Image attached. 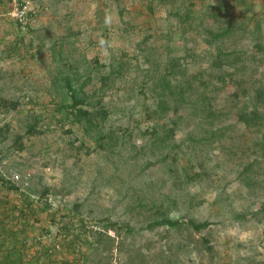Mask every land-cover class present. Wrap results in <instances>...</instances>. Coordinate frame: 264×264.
Instances as JSON below:
<instances>
[{
	"label": "rangeland",
	"instance_id": "rangeland-1",
	"mask_svg": "<svg viewBox=\"0 0 264 264\" xmlns=\"http://www.w3.org/2000/svg\"><path fill=\"white\" fill-rule=\"evenodd\" d=\"M23 1L25 27L0 0V198L36 201L24 264H264V0ZM65 77L90 120L56 110Z\"/></svg>",
	"mask_w": 264,
	"mask_h": 264
},
{
	"label": "trees",
	"instance_id": "trees-1",
	"mask_svg": "<svg viewBox=\"0 0 264 264\" xmlns=\"http://www.w3.org/2000/svg\"><path fill=\"white\" fill-rule=\"evenodd\" d=\"M222 34L223 33L217 34L216 36H223ZM23 38L24 37H21L20 41L23 42ZM225 57H228V54H224L222 52L218 53L217 59L219 60V66L222 65ZM65 81V85L70 93L72 101L70 104L57 106L56 110L62 115H67L69 114V112H72L78 122L90 120L92 114L85 107L87 105L86 98L84 97V95L78 92L69 77H65ZM254 119H261L259 113L245 116L243 118V121L247 122V124H250V122ZM36 124H33L29 128V134H33L35 132V129L37 128ZM9 188L20 192L22 202L17 205H11L7 200L0 198V205H3V210L5 211L4 217L0 216V264H24L25 259L23 257V253L25 251L24 248H27V240L21 241L18 228L16 229V224H19L20 222H30V220H32L36 216L38 209L37 205L35 204L36 201L31 195L23 193L14 184H11ZM47 194L48 192H43L41 194V197L46 198ZM49 209L50 205L46 203L44 210L48 211ZM261 212H264V210ZM185 225L191 227L195 232H200L208 228L210 226V223L206 222L201 224H194L188 223L187 221L181 219L162 218L150 225V228L167 226L172 229H181ZM112 226L116 228L117 224L114 223ZM64 231V236L70 237L72 239L70 242L72 247H81L84 241L83 238L86 237V235L89 233L88 226L83 223L78 225L77 227H65ZM49 252V250L44 249L40 255H35L33 257L35 259V263L39 264L42 258H46L49 255ZM81 260L82 258L78 259L76 262H79ZM48 264L51 263L49 262ZM54 264H74V260L63 259Z\"/></svg>",
	"mask_w": 264,
	"mask_h": 264
},
{
	"label": "built area",
	"instance_id": "built-area-1",
	"mask_svg": "<svg viewBox=\"0 0 264 264\" xmlns=\"http://www.w3.org/2000/svg\"><path fill=\"white\" fill-rule=\"evenodd\" d=\"M14 6L15 16L18 19V24L22 27L27 26L30 23L32 16L36 13H32L33 10L29 8V2L23 0H11Z\"/></svg>",
	"mask_w": 264,
	"mask_h": 264
}]
</instances>
